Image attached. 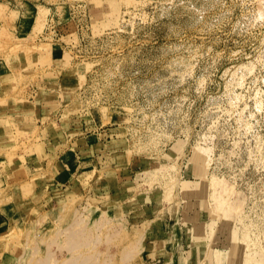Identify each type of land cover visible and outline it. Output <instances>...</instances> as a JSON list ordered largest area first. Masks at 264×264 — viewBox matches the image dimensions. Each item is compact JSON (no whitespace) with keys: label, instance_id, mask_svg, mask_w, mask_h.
<instances>
[{"label":"rangeland","instance_id":"obj_1","mask_svg":"<svg viewBox=\"0 0 264 264\" xmlns=\"http://www.w3.org/2000/svg\"><path fill=\"white\" fill-rule=\"evenodd\" d=\"M0 69V112L54 100L32 128L10 118L8 159L56 115L115 113L150 186L207 208L206 250L264 264V0H0ZM57 216L2 235V264H150L139 232L93 200ZM77 216L85 231L72 235Z\"/></svg>","mask_w":264,"mask_h":264},{"label":"crops","instance_id":"obj_2","mask_svg":"<svg viewBox=\"0 0 264 264\" xmlns=\"http://www.w3.org/2000/svg\"><path fill=\"white\" fill-rule=\"evenodd\" d=\"M73 71L56 70L54 91L69 85L65 80L74 83ZM0 78H5L1 69ZM47 99L46 110L37 100L23 107L28 111L16 110L19 118L0 112V237L44 216L56 217L69 201L90 199L99 211L113 212L139 232L143 260L150 264H227L223 251L206 250L212 234L207 208L189 200L186 206L168 202L163 185L150 186L152 167L134 151L115 113L56 115L29 150L8 159L10 118L32 128L46 116L43 111L52 112L54 100ZM5 108L0 104V110ZM5 245L0 242V264L10 261Z\"/></svg>","mask_w":264,"mask_h":264},{"label":"bare ground","instance_id":"obj_3","mask_svg":"<svg viewBox=\"0 0 264 264\" xmlns=\"http://www.w3.org/2000/svg\"><path fill=\"white\" fill-rule=\"evenodd\" d=\"M188 186V185H187ZM186 187V186H185ZM201 189V188H200ZM224 190H225V188H224ZM201 191V190H200ZM186 192V191H185ZM200 193V192H199ZM190 195V194H189ZM101 220H103L102 218H101ZM101 220L100 221H97V225H96V229H98L99 230V228H101V226H102V224H104V221H103V223H101ZM84 222V219H83V217H81V216H77L75 219H74V221H73V223H72V229L70 230V232H68V233H70L71 234V231H72V233L73 232H75V231H77L78 229H80L79 228V226L81 225V229L80 230H83V231H85V229L82 227V223ZM196 224V223H195ZM198 224V223H197ZM196 228V227H195ZM78 233L77 232H75V234H72V235H77ZM84 235H85V232L83 233ZM232 251H233V248H232ZM206 253H207V251H206ZM205 253V254H206ZM221 253V252H220ZM228 253H230L229 255H231V253L232 252H228ZM246 253H248V252H246ZM222 254H224V253H222ZM226 254V253H225ZM215 255H217V254H215ZM235 254H233L232 255V257H226V262H227V264H233V262L235 263V261L237 260L236 258H235V256H234ZM220 256V255H219ZM223 256V255H222ZM250 256H248L247 254L246 255H241V260H243V262L245 263V264H247V262H249V260H250ZM75 262V261H74ZM36 263V262H35Z\"/></svg>","mask_w":264,"mask_h":264}]
</instances>
